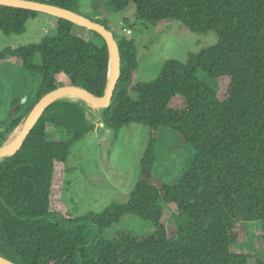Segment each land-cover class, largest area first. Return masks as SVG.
I'll use <instances>...</instances> for the list:
<instances>
[{
	"label": "trees",
	"instance_id": "16d2710c",
	"mask_svg": "<svg viewBox=\"0 0 264 264\" xmlns=\"http://www.w3.org/2000/svg\"><path fill=\"white\" fill-rule=\"evenodd\" d=\"M49 3L78 12L77 0ZM130 4L144 22L175 20L197 34L214 31L218 43L185 62L166 60L154 81L142 83L136 81L135 40L113 32L120 76L101 121L115 130L131 123L149 127L128 202L83 216L70 212L63 200L67 160L72 145L95 124L85 104L59 99L45 109L21 148L0 160V255L18 264H264L236 247L245 239L238 224L258 221L264 249V0L107 2L112 12ZM39 14L0 5V31L22 35L26 21ZM94 20L110 29L106 18ZM73 26L58 18L54 35L0 50V60L14 56L17 65L41 74L38 100L64 86V79L94 95L106 89L107 44L83 39ZM199 71L216 81L215 89L198 79ZM23 100L13 101L11 128L22 122ZM48 123L67 135L50 139ZM161 128L172 129L194 152L187 171L171 185L152 177ZM124 214L151 222L153 232L121 231L106 239L103 230ZM167 223L175 226L171 234Z\"/></svg>",
	"mask_w": 264,
	"mask_h": 264
},
{
	"label": "rangeland",
	"instance_id": "374dc122",
	"mask_svg": "<svg viewBox=\"0 0 264 264\" xmlns=\"http://www.w3.org/2000/svg\"><path fill=\"white\" fill-rule=\"evenodd\" d=\"M41 1V0H36ZM49 2L50 0H44ZM108 0H77L76 10L84 16L93 19L106 18L110 31L117 36H125L135 40L138 61L137 82L149 83L154 81L163 63L168 59L185 62L190 54L212 47L218 43L214 31L197 34L184 27L178 21H161L150 24L140 20L135 15L132 4L119 12H112L107 6ZM50 14L42 13L34 19L26 21V31L22 35H5L0 31V50L5 47L18 48L20 46L37 43L45 36H52L55 30L50 29L48 18ZM73 33L85 40L102 46L106 39L101 34L75 24ZM35 77L32 74L23 78L17 76L15 84L27 86L29 91L37 89L42 80L38 71ZM198 79L215 89L216 81L207 74L199 71ZM11 74L0 73V100L12 94L11 84L1 83ZM40 81L37 82V79ZM8 80V83H9ZM64 85H69L64 79ZM136 97L135 93H132ZM27 99V96L23 98ZM79 101V100H77ZM82 101V100H81ZM38 99L31 101L22 112V122L15 128L10 127L5 118L0 124V138L2 144L9 143L22 126L27 117L37 106ZM88 118L94 122V130L87 136L74 143L67 160L69 171L63 191V200L70 212L75 216H83L93 211L100 213L112 203L125 204L134 189L141 167V158L147 147L149 127L131 123L115 130L105 126L101 121L100 113L103 107L87 105ZM81 103V102H80ZM19 127V128H18ZM47 133L50 139L57 141L67 135V132L52 124H47ZM192 147L172 129L161 128L156 148V161L152 170V177L158 181L171 185L178 181L187 171L193 158ZM171 209L175 207L169 205ZM154 226L132 214H124L119 223L103 230L106 239H112L121 231H133L138 236L151 234ZM175 230V226L167 223L168 234ZM238 231L245 235L244 241L236 247L250 251L264 260V249L259 235V223L240 222Z\"/></svg>",
	"mask_w": 264,
	"mask_h": 264
},
{
	"label": "water",
	"instance_id": "95a60500",
	"mask_svg": "<svg viewBox=\"0 0 264 264\" xmlns=\"http://www.w3.org/2000/svg\"><path fill=\"white\" fill-rule=\"evenodd\" d=\"M0 5L25 8L41 13L50 14L57 18H63L71 21L74 24L86 27L87 29L93 30L104 36L109 50L108 82L104 93L102 95H94L88 90L72 84L64 85L47 92L40 100H38L36 108L25 120L20 133L11 142L0 145V154L7 156L14 154L21 148L26 136L34 127L45 109L51 103L61 99L63 96L70 93H79L84 96V98L91 106L105 107L109 105L113 98L114 89L120 76L121 58L119 46L113 32L107 29L105 25L97 22L94 19L84 16L83 14L69 10L56 4L36 0H0ZM110 66H112L111 73ZM0 264L18 263L0 255Z\"/></svg>",
	"mask_w": 264,
	"mask_h": 264
},
{
	"label": "crops",
	"instance_id": "0c3cea01",
	"mask_svg": "<svg viewBox=\"0 0 264 264\" xmlns=\"http://www.w3.org/2000/svg\"><path fill=\"white\" fill-rule=\"evenodd\" d=\"M49 24H50V29L51 30H55L57 27V23H58V18L53 16L52 18H48L47 19ZM75 25V24H74ZM74 27V26H73ZM0 73L1 74H11V78L9 80V78H5L4 84H7V86H9V84L12 85L13 90H12V94H9L7 96H5L4 100H0V119L3 120V118H5V120L8 122H10V118H9V113L11 111L12 108V104L13 101L15 99H21V98H25L27 96V99L22 101L21 107H20V115H22V112L25 110L26 107H29L28 105L31 103V101L36 100L37 98V90L38 87L40 85H38L37 89H32L31 91H29L28 87L25 85H21L18 86L15 84V78L17 76H21V78L24 79V77L26 75L32 74V77H35V72L34 71H30V70H26L25 68L17 65V58L14 56H8L7 58L0 60ZM9 80V83H8ZM40 81V78L37 79V82ZM27 109V108H26ZM0 120V122L2 121ZM1 124H0V128H1Z\"/></svg>",
	"mask_w": 264,
	"mask_h": 264
},
{
	"label": "bare ground",
	"instance_id": "6f19581e",
	"mask_svg": "<svg viewBox=\"0 0 264 264\" xmlns=\"http://www.w3.org/2000/svg\"><path fill=\"white\" fill-rule=\"evenodd\" d=\"M111 68H112V66H110V73H111ZM64 98H68V99H73V100H79L78 102L80 103H83L82 101H84L85 103H87V105H90L88 102H87V100L84 98V96H82L81 94H79V93H70V94H67V95H65V96H63L61 99H64ZM82 100V101H81ZM92 107V106H91ZM96 108V107H95ZM19 128V127H18ZM20 131L21 130H19L18 131V134L20 133ZM17 134V135H18ZM16 137V136H15ZM14 137V138H15ZM13 140V139H12ZM11 140V141H12ZM10 141V142H11ZM5 157V155H2V154H0V160H2L3 158Z\"/></svg>",
	"mask_w": 264,
	"mask_h": 264
}]
</instances>
